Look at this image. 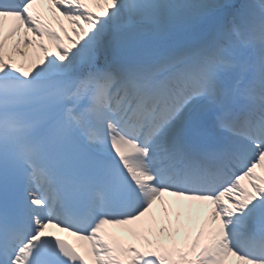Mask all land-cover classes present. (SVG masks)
I'll return each mask as SVG.
<instances>
[{"label": "snow or ice", "instance_id": "1", "mask_svg": "<svg viewBox=\"0 0 264 264\" xmlns=\"http://www.w3.org/2000/svg\"><path fill=\"white\" fill-rule=\"evenodd\" d=\"M230 257L264 264V0H0V264Z\"/></svg>", "mask_w": 264, "mask_h": 264}, {"label": "bare ground", "instance_id": "2", "mask_svg": "<svg viewBox=\"0 0 264 264\" xmlns=\"http://www.w3.org/2000/svg\"><path fill=\"white\" fill-rule=\"evenodd\" d=\"M43 12L44 14L49 18V19H53V13L48 9L47 5H40L38 6ZM62 19V18H61ZM53 23L55 24V21L53 20ZM65 25L67 26V22L65 21ZM147 36L151 37L152 39L156 38L159 39L158 41L160 42L159 37L150 34L148 32H140L137 34V36L134 38V42H135V46H140L143 42L144 37L147 38ZM157 43V42H156ZM168 199H174V198H168ZM201 216L200 219L196 222H194L193 226H192V231H191V236L190 239H195L198 229H199V225L201 223H203V218L206 215L207 212V205L201 206ZM157 215H160V211L159 209H157ZM108 228V230L117 238L121 239L122 242L124 244H134L136 246H141L142 241L140 240V238L135 235L134 233L128 231L126 228L120 227V226H106ZM67 234V233H66ZM68 235V234H67ZM68 237H70L75 243L81 244L83 245L84 242L82 241H78L76 237L70 236L68 235ZM201 243H203V240L201 241ZM229 264H236V262L234 260H230Z\"/></svg>", "mask_w": 264, "mask_h": 264}, {"label": "rangeland", "instance_id": "3", "mask_svg": "<svg viewBox=\"0 0 264 264\" xmlns=\"http://www.w3.org/2000/svg\"><path fill=\"white\" fill-rule=\"evenodd\" d=\"M187 38V39H186ZM197 38V35H196V33H192L191 35H189V36H187V37H184V36H182L181 38H177L178 40H183V39H186V40H189V39H196ZM155 39V38H154ZM185 40V41H186ZM175 41H176V39H175ZM143 44L145 45V47L144 48H151L152 46H153V44H155V42H153V39L149 36H147V38L146 37H144V39H143ZM150 45H152V46H150Z\"/></svg>", "mask_w": 264, "mask_h": 264}]
</instances>
